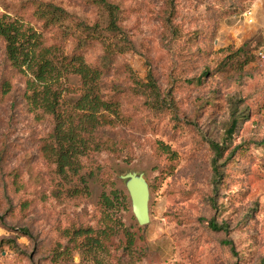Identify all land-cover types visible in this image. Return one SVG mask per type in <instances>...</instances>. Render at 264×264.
Wrapping results in <instances>:
<instances>
[{"label":"rangeland","instance_id":"obj_1","mask_svg":"<svg viewBox=\"0 0 264 264\" xmlns=\"http://www.w3.org/2000/svg\"><path fill=\"white\" fill-rule=\"evenodd\" d=\"M108 1L119 7L123 35L112 37L121 49L108 64L98 41L80 53L101 67L102 92L118 101L123 118L103 133L112 150L81 158L85 190L79 176L62 179L43 157L53 118L27 104L25 79L0 40V264H264V6L252 10L264 0ZM38 2L106 25L105 9L87 0H0V16L35 26L47 44L71 52V39L33 16ZM67 85L77 88L78 77ZM237 103L246 115L229 133ZM211 142L222 146L219 180ZM128 171L149 185L142 226L120 178ZM115 189L125 202L106 208L102 197ZM86 227L99 234L100 248L76 246L67 235Z\"/></svg>","mask_w":264,"mask_h":264},{"label":"trees","instance_id":"obj_2","mask_svg":"<svg viewBox=\"0 0 264 264\" xmlns=\"http://www.w3.org/2000/svg\"><path fill=\"white\" fill-rule=\"evenodd\" d=\"M87 1L105 9V26L75 20L67 10L51 2H38L33 10V16L44 29H60V38L72 40L74 47L71 52L66 51L63 45L47 44L43 32L35 26L5 14L0 16V40L4 43L5 57L25 79L24 98L27 104L32 109H41L50 114L54 121L53 128L41 147L42 155L53 164L55 172L62 179L72 181L74 176H79L82 190L87 186V179L78 175L81 158L92 152L112 150L110 139L104 138L103 133L107 128L115 127L123 118L118 101L102 92L101 67L88 63L80 53L82 46L98 41L103 46L106 63L111 61L115 51L121 49L112 37L116 34L123 35L118 23L119 7L108 0ZM69 76L79 79V85L75 88L77 93L67 85ZM149 79L153 88L151 77ZM71 94L77 95L74 99H66ZM238 105L237 103V108L232 112L233 117L227 129L229 133L235 130L239 119L246 115L244 107L238 108ZM211 143L215 153L212 160L213 175L219 180L222 172L217 169L216 164L222 146ZM159 149L174 156V152L162 143ZM17 179L18 176L14 173L13 184L18 189L22 185ZM76 192L77 189H74L73 193ZM125 199V194L115 189L112 196L103 195L102 204L106 208H113L116 203L124 204ZM21 205L22 208H28L29 202L24 201ZM116 222L117 219H114L113 223ZM210 226L215 230H227L223 223L217 225L210 222ZM112 229L113 227L103 229V239L108 237V231ZM93 233L91 227L67 231L76 246L100 248V236ZM78 237L82 239L77 243ZM128 240L132 244V238ZM226 243L230 244V241L227 240ZM66 248L64 252L59 251V256L68 253V247Z\"/></svg>","mask_w":264,"mask_h":264},{"label":"water","instance_id":"obj_3","mask_svg":"<svg viewBox=\"0 0 264 264\" xmlns=\"http://www.w3.org/2000/svg\"><path fill=\"white\" fill-rule=\"evenodd\" d=\"M120 178L124 182L130 198L131 210L138 223L142 226L149 221V185L143 173L136 171H128Z\"/></svg>","mask_w":264,"mask_h":264},{"label":"crops","instance_id":"obj_4","mask_svg":"<svg viewBox=\"0 0 264 264\" xmlns=\"http://www.w3.org/2000/svg\"><path fill=\"white\" fill-rule=\"evenodd\" d=\"M262 6H264V2H262V1H257V2L254 4L252 10H253L255 13H257L258 10H260V9L262 8Z\"/></svg>","mask_w":264,"mask_h":264},{"label":"built area","instance_id":"obj_5","mask_svg":"<svg viewBox=\"0 0 264 264\" xmlns=\"http://www.w3.org/2000/svg\"><path fill=\"white\" fill-rule=\"evenodd\" d=\"M261 58L264 60V53H260Z\"/></svg>","mask_w":264,"mask_h":264}]
</instances>
